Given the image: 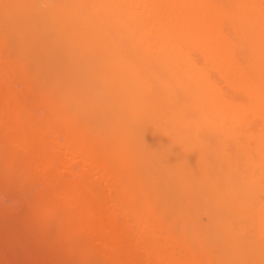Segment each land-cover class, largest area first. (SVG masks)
I'll return each mask as SVG.
<instances>
[{
	"label": "bare ground",
	"instance_id": "obj_1",
	"mask_svg": "<svg viewBox=\"0 0 264 264\" xmlns=\"http://www.w3.org/2000/svg\"><path fill=\"white\" fill-rule=\"evenodd\" d=\"M35 241L264 264V0H0V264Z\"/></svg>",
	"mask_w": 264,
	"mask_h": 264
},
{
	"label": "rangeland",
	"instance_id": "obj_2",
	"mask_svg": "<svg viewBox=\"0 0 264 264\" xmlns=\"http://www.w3.org/2000/svg\"><path fill=\"white\" fill-rule=\"evenodd\" d=\"M202 200H205V196L201 197ZM32 243V242H31ZM33 244L34 250L25 252L27 253L24 258V264H62L60 261H56L53 258H48L43 255L42 253V248L40 246L41 243H37L36 241ZM5 261L7 263H11L7 258H5Z\"/></svg>",
	"mask_w": 264,
	"mask_h": 264
}]
</instances>
